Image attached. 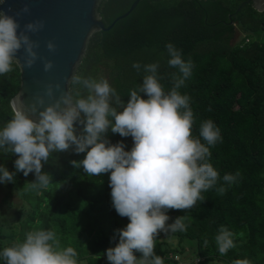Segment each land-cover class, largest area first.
I'll return each mask as SVG.
<instances>
[{
	"label": "trees",
	"instance_id": "1",
	"mask_svg": "<svg viewBox=\"0 0 264 264\" xmlns=\"http://www.w3.org/2000/svg\"><path fill=\"white\" fill-rule=\"evenodd\" d=\"M135 1L103 0L99 12L106 27L126 14ZM248 1L141 0L112 29L92 36L77 71L84 78L108 79L126 104L131 90L143 84L144 65L159 63L166 92L173 87V74L182 75L168 64V43L181 50L185 61H192V74L179 91L190 97L193 137L206 144L200 128L208 119L221 131L222 139L210 146L207 160L220 179L202 192L204 199L192 209L167 211V224L185 216L186 228L159 232L154 251L163 264H178L175 257L179 255L185 261L198 259L199 264L216 260L264 264V13ZM238 34L240 39L234 42ZM134 63L141 64L139 72ZM20 87L17 65L0 75V129L13 116L11 101ZM76 91L87 95L80 85L73 87V94ZM141 95L148 98L146 93ZM81 130L77 122V134ZM105 138L110 144L123 142L126 151L134 146L131 136L122 137L111 128ZM85 156L86 152L77 154L74 146L52 153L42 168L51 177L50 184L32 188L35 172L27 176L17 172L14 162L18 156L0 151V166L15 173L14 182H1L3 201L14 218L7 224L8 232L0 227V252L22 242L28 232L45 229L55 232L61 248L72 247L77 252L78 264H110L106 251L119 243L117 230L126 228L130 220L113 206L111 172L90 176L70 163ZM225 174L236 176L235 181L225 182ZM220 187L225 189L223 194ZM16 196L17 207L11 202ZM221 226L233 233L235 243L225 255L219 253L215 239ZM165 240L177 242L178 248H165ZM0 264H5L2 257Z\"/></svg>",
	"mask_w": 264,
	"mask_h": 264
},
{
	"label": "clouds",
	"instance_id": "2",
	"mask_svg": "<svg viewBox=\"0 0 264 264\" xmlns=\"http://www.w3.org/2000/svg\"><path fill=\"white\" fill-rule=\"evenodd\" d=\"M3 2L0 0V4ZM28 12L30 8L26 4L16 15ZM20 27L14 16L0 10V75L13 71V65L31 68L39 59L35 51L39 42L27 33L41 31L45 21L30 22L24 31H19ZM47 48L55 52L57 45L49 41ZM21 49L26 57L23 63L17 55ZM166 49L169 66L182 74H173L170 91L166 92L161 83L158 62L143 66L147 73L143 84L131 90L126 104L108 79L84 78L74 72L68 79V91L55 103L40 110L45 105L44 97L40 96L31 104L29 111L33 115L38 113V122L17 107L15 101L12 118L0 129V151L18 156L14 162L17 172L22 171L25 176L35 172L32 188L48 187L51 177L42 172L43 163L48 162L52 153L65 152L73 146L77 154L86 152L83 160L70 161L75 168L82 167L90 176L111 172L113 206L130 223L117 230L119 243L106 251L110 264H163V259L154 251L159 232L186 228L185 216L167 224L170 219L167 211L192 209L197 201L204 199L202 192L220 179L218 171L207 160L211 156L210 146L222 139L221 131L208 119L200 128V137L206 144L193 137L190 97L179 91L192 74V61H185L181 50L172 43ZM53 67V62L47 60L44 71ZM141 67L140 63L133 64L138 72ZM76 85L85 89L87 95L80 91L73 94ZM60 87V84L48 85L46 95L54 96V89ZM142 93L148 98L144 99ZM77 122L82 126L79 134ZM109 128L122 137L131 136L132 149L126 151L123 142L110 144L105 138ZM236 176L225 174L223 180L232 183ZM14 177L15 173L0 166V182H14ZM218 191L223 194L225 189L220 187ZM232 237L233 233L221 226L215 238L221 255L235 247ZM135 252L141 253V258ZM0 257L5 264H78L77 252L72 247L61 248L55 232L45 229L28 232L22 242L4 248ZM235 264L249 262L238 260Z\"/></svg>",
	"mask_w": 264,
	"mask_h": 264
},
{
	"label": "water",
	"instance_id": "3",
	"mask_svg": "<svg viewBox=\"0 0 264 264\" xmlns=\"http://www.w3.org/2000/svg\"><path fill=\"white\" fill-rule=\"evenodd\" d=\"M103 0H4L0 4V10L14 16L20 23L19 31H24V26L38 20L45 21V27L35 33H27L34 41L39 42L35 49L39 59L31 67H25L21 73V87L17 95L12 99L17 101V107L29 113L31 118L38 122V113L33 115L29 109L37 97L43 96L45 105L55 103L62 93L69 88L68 79L77 73L87 52L92 36L101 31H109L121 19L126 18L139 5L141 0H136L130 10L118 17L115 22L106 27L99 12ZM253 7L260 13H264V0H249ZM28 5L30 12L16 15ZM53 41L57 45L55 52L47 48V43ZM22 63L25 60L23 49L17 54ZM51 60L54 67L50 71H44V64ZM60 84V89H54V96L46 95L48 85Z\"/></svg>",
	"mask_w": 264,
	"mask_h": 264
},
{
	"label": "rangeland",
	"instance_id": "4",
	"mask_svg": "<svg viewBox=\"0 0 264 264\" xmlns=\"http://www.w3.org/2000/svg\"><path fill=\"white\" fill-rule=\"evenodd\" d=\"M240 39V34H238L235 38L236 42L237 40ZM4 194H5V187L4 184L0 182V227L4 228V231L8 232V223L10 224L11 222H13V212H11L9 210V207L7 204L4 203L3 198H4ZM11 202L15 203V206L17 207L19 205V200L17 199V196L11 200ZM15 210V209H14ZM164 247L167 248H172V249H177L178 248V244L177 242H170L168 240L164 241ZM179 250H181V248H179ZM186 251H188V248H186ZM175 260L178 262V264H199V260L196 259L194 261L189 260V261H185L184 259H182V257L176 256ZM109 263V261H107ZM82 264H88L87 262H83ZM209 264H225L223 261L220 260H216V261H212Z\"/></svg>",
	"mask_w": 264,
	"mask_h": 264
}]
</instances>
